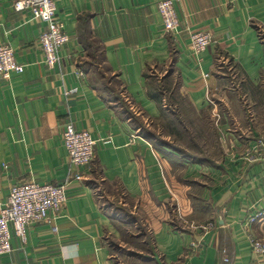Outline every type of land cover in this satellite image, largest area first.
Instances as JSON below:
<instances>
[{
    "label": "crops",
    "instance_id": "obj_1",
    "mask_svg": "<svg viewBox=\"0 0 264 264\" xmlns=\"http://www.w3.org/2000/svg\"><path fill=\"white\" fill-rule=\"evenodd\" d=\"M158 1L56 0L69 40L48 67L45 24L0 0V45L23 66L0 76V199L67 183L24 241L11 227L0 264H264L250 243L264 219L244 226L264 209V159L242 158L264 134V0H178L173 33ZM200 30L212 43L195 54ZM68 122L96 142L84 167L68 158Z\"/></svg>",
    "mask_w": 264,
    "mask_h": 264
},
{
    "label": "built area",
    "instance_id": "obj_2",
    "mask_svg": "<svg viewBox=\"0 0 264 264\" xmlns=\"http://www.w3.org/2000/svg\"><path fill=\"white\" fill-rule=\"evenodd\" d=\"M14 1L16 10H27L33 18L45 24V29L40 33L39 42L45 64L52 67L60 60V48L65 46L69 40V35L62 30V23L55 17L56 0ZM177 1L159 0L157 2V10L165 32L173 33L179 25L175 10ZM211 43L210 33L200 30L191 34L189 46L193 53L199 54ZM22 71L23 66L17 62L15 52L8 45H0V76L8 80L11 73ZM62 135L70 162L77 167L89 164L95 156L96 143L91 134L87 130L76 129L72 122H68ZM242 158L249 162L264 159V136L256 137L254 142L247 147ZM66 187V182L49 184L38 183L34 180L11 186L7 198L3 201L0 199V255L11 250V227L16 237L24 241L29 224L49 221L50 215L61 211L66 200ZM262 219H264V209H257L246 218L244 226L247 228ZM211 227L213 224L207 223L206 226H202V229L206 230ZM250 243L256 255H264L263 240L251 237ZM224 260L229 261L228 258Z\"/></svg>",
    "mask_w": 264,
    "mask_h": 264
},
{
    "label": "trees",
    "instance_id": "obj_3",
    "mask_svg": "<svg viewBox=\"0 0 264 264\" xmlns=\"http://www.w3.org/2000/svg\"><path fill=\"white\" fill-rule=\"evenodd\" d=\"M261 39H263L264 40V37H262L261 36ZM263 44H264V42H263ZM156 97H158L157 95H156ZM188 121V120H187ZM163 123V127H169V125H171V126H173V128H174V131L176 132V133H179V131H177V127H179V128H183V129H185L186 130V120H180V121H177L176 119H174V120H170L169 119V121H167V122H162ZM187 132H189V131H187ZM193 134V133H192ZM198 134V133H197ZM193 136H195V137H200L199 136V134L198 135H193ZM201 138V137H200Z\"/></svg>",
    "mask_w": 264,
    "mask_h": 264
},
{
    "label": "rangeland",
    "instance_id": "obj_4",
    "mask_svg": "<svg viewBox=\"0 0 264 264\" xmlns=\"http://www.w3.org/2000/svg\"><path fill=\"white\" fill-rule=\"evenodd\" d=\"M235 76H236V75H235ZM232 83H233V86H234V87L237 85V84H236L237 82H236V80H235V77L232 78V79H229V82H228V84L225 85V87H229V88L232 89V88H233V87H232ZM120 93H121V92L118 91V92H117V95L120 96ZM114 95H116V94H114ZM134 112H137V109H136V108H134ZM154 124H155V123H152L151 130L154 129ZM215 136H216V135H215ZM260 136H264V134H263V135H260ZM257 137H258V136H257ZM177 143H180V142H177Z\"/></svg>",
    "mask_w": 264,
    "mask_h": 264
}]
</instances>
